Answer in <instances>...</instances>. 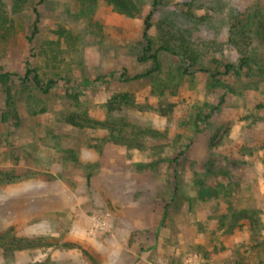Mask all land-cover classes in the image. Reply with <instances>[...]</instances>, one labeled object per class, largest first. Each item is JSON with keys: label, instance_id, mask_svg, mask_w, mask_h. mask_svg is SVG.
<instances>
[{"label": "rangeland", "instance_id": "1", "mask_svg": "<svg viewBox=\"0 0 264 264\" xmlns=\"http://www.w3.org/2000/svg\"><path fill=\"white\" fill-rule=\"evenodd\" d=\"M149 10L0 0V264H264V0Z\"/></svg>", "mask_w": 264, "mask_h": 264}, {"label": "trees", "instance_id": "2", "mask_svg": "<svg viewBox=\"0 0 264 264\" xmlns=\"http://www.w3.org/2000/svg\"><path fill=\"white\" fill-rule=\"evenodd\" d=\"M89 1H96V0H89ZM106 3L113 5L118 11H120L121 13L128 15V16H133L136 15L139 12V9L141 6H143V4L145 3L146 0H104ZM150 1V10L147 13V15L144 18V22H143V26H144V30H143V39L146 42V47H145V51L148 52L151 50L152 48V42L149 39L148 36V31L151 28V20L153 18L154 13L158 10V5H159V0H149ZM154 59H156V54L154 53V55L152 56ZM32 71L30 69H27L25 77L28 76V74H30ZM145 76V75H143ZM143 76H138L137 78H142ZM5 77V75L0 74V80ZM33 82L36 83V87H38L42 92L47 93L50 86L52 85V82L46 84L45 87H43L42 85H39L38 81H36V75H34L32 77ZM122 100H124V97L121 98ZM69 122L73 125L76 126H84L83 123H81L80 121L70 118ZM86 123H89L86 121ZM85 123V124H86ZM142 166V165H140Z\"/></svg>", "mask_w": 264, "mask_h": 264}, {"label": "crops", "instance_id": "3", "mask_svg": "<svg viewBox=\"0 0 264 264\" xmlns=\"http://www.w3.org/2000/svg\"><path fill=\"white\" fill-rule=\"evenodd\" d=\"M118 156L120 158L121 153H118ZM107 154H103V156L101 157V162L100 164L103 165L104 169L108 168V165L106 163L107 160ZM99 178H98V190L100 192H102L105 196L106 199L112 200L114 199L117 195H115V193L117 192L118 187L122 184V182L118 179H114L111 178L107 175H103L102 172H100L98 174Z\"/></svg>", "mask_w": 264, "mask_h": 264}]
</instances>
